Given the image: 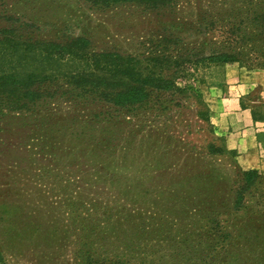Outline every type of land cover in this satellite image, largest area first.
I'll use <instances>...</instances> for the list:
<instances>
[{
	"label": "rangeland",
	"instance_id": "374dc122",
	"mask_svg": "<svg viewBox=\"0 0 264 264\" xmlns=\"http://www.w3.org/2000/svg\"><path fill=\"white\" fill-rule=\"evenodd\" d=\"M242 9V0H0L2 28L46 44L86 39L91 53L136 58L190 90L159 112L155 97L120 112L93 94L1 110L0 264H264V175L247 187L211 111L245 80L243 105L264 120V69L251 64L264 45L220 26ZM227 47L252 62L198 63ZM63 81L45 86L60 92Z\"/></svg>",
	"mask_w": 264,
	"mask_h": 264
},
{
	"label": "trees",
	"instance_id": "16d2710c",
	"mask_svg": "<svg viewBox=\"0 0 264 264\" xmlns=\"http://www.w3.org/2000/svg\"><path fill=\"white\" fill-rule=\"evenodd\" d=\"M92 1L95 5L141 1L160 6L174 0ZM242 2V12L230 13V17L222 18L221 28H228L232 35L242 38L249 36L250 30L264 45V0ZM87 44L88 41L82 38L67 44H46L30 35L24 37L20 29L0 27V112H22L28 105L59 95L68 99H83L92 94L99 95L98 98L108 106V111L120 112L153 102L155 97L153 100L159 112L170 109L169 105L177 106L179 98L190 92L179 85L178 76L174 73L164 74L155 67L148 70L149 66H143L141 60L133 57L91 53ZM236 47L212 51L199 58L198 63L223 66L252 62L240 57ZM257 51L259 56L251 64L264 69V46ZM60 79L65 82L59 86L60 92L55 91L54 94L45 86L49 81L58 83ZM243 178L248 188L256 186L262 179L256 170L244 171ZM245 204L243 197L238 195L235 207ZM261 214L264 215V211Z\"/></svg>",
	"mask_w": 264,
	"mask_h": 264
},
{
	"label": "crops",
	"instance_id": "0c3cea01",
	"mask_svg": "<svg viewBox=\"0 0 264 264\" xmlns=\"http://www.w3.org/2000/svg\"><path fill=\"white\" fill-rule=\"evenodd\" d=\"M250 92L248 81L229 86L212 101V119L226 134L228 147L236 151L244 171L256 170L264 175V120H255L243 99Z\"/></svg>",
	"mask_w": 264,
	"mask_h": 264
}]
</instances>
